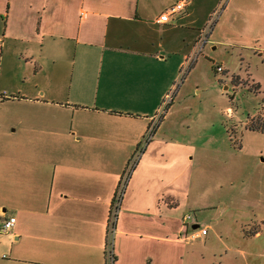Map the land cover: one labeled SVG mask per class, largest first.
I'll use <instances>...</instances> for the list:
<instances>
[{
	"label": "crops",
	"instance_id": "0c3cea01",
	"mask_svg": "<svg viewBox=\"0 0 264 264\" xmlns=\"http://www.w3.org/2000/svg\"><path fill=\"white\" fill-rule=\"evenodd\" d=\"M175 1L0 0V227L15 218L0 232V264H107L108 244L113 264L204 260L199 252L191 261L184 238L185 227H200L184 221L199 211L190 200L195 146L169 124L174 87L196 69L217 12L204 45L212 38L211 50L264 65V0H191L157 24ZM172 91L110 227L122 159Z\"/></svg>",
	"mask_w": 264,
	"mask_h": 264
},
{
	"label": "rangeland",
	"instance_id": "374dc122",
	"mask_svg": "<svg viewBox=\"0 0 264 264\" xmlns=\"http://www.w3.org/2000/svg\"><path fill=\"white\" fill-rule=\"evenodd\" d=\"M218 19L219 12L210 17L205 35ZM211 39L197 55L196 69L188 77L183 74L175 85L170 114L177 138L195 146L190 204L199 211L186 214L200 227L206 226L185 227L184 238L201 235L200 230L208 232L187 241L194 251L192 262L202 252L201 264H264V133L245 127L249 117H264V65L250 58L248 66L239 60L237 50L226 46L211 50ZM216 67L229 72L222 68L217 73ZM248 71L262 82L260 90ZM231 72L239 74L228 75ZM169 103L163 104L154 125ZM145 139L146 135L141 143ZM136 159H122L121 176L131 172ZM217 201L226 206L204 210Z\"/></svg>",
	"mask_w": 264,
	"mask_h": 264
},
{
	"label": "built area",
	"instance_id": "2783aa9c",
	"mask_svg": "<svg viewBox=\"0 0 264 264\" xmlns=\"http://www.w3.org/2000/svg\"><path fill=\"white\" fill-rule=\"evenodd\" d=\"M190 1L191 0H176L173 5H171L168 8H166L158 16V18L156 19V23L157 24H161V25L170 23L171 17L181 14L184 11V9L186 8V6L189 4ZM204 39H205V37H204ZM205 42H206V39L203 40V38H201L199 47L204 45ZM200 50H199L198 53H200ZM216 71H217V73H222L223 72L221 67H216ZM171 99H172V95L170 93L169 95L166 96L165 103L170 102ZM154 122H155V120L152 121V123L149 125V128H148V130H147V132L145 134L146 135V139H145L144 142L139 144L134 157L138 158L139 154L145 148L146 144L152 139V136H153V133H154V130H155V126H156V125H154ZM128 174L129 173L124 175L123 179L121 180V183L118 185L117 192H116L115 197L113 199V203L111 205V211H110V215H109V226L110 227H112L114 219H115V217H116V215L118 213V210H119V207H120L121 198H122V195H123V189H124ZM189 220H190V216L189 215L184 217V221L185 222L186 221L189 222ZM14 224H15V218L6 219L2 223V225L0 227V232L3 233V234L9 233L10 230L14 227ZM200 232H201V235H204L206 233L205 230H200ZM196 238H198V235L193 233L186 240H194ZM105 256H106V263L107 264H113L114 258H113V251H112L111 244L107 245V248H106V251H105Z\"/></svg>",
	"mask_w": 264,
	"mask_h": 264
},
{
	"label": "trees",
	"instance_id": "16d2710c",
	"mask_svg": "<svg viewBox=\"0 0 264 264\" xmlns=\"http://www.w3.org/2000/svg\"><path fill=\"white\" fill-rule=\"evenodd\" d=\"M255 88L260 90L258 84H256ZM245 127L249 131L264 133V117H260L259 115L255 117H249Z\"/></svg>",
	"mask_w": 264,
	"mask_h": 264
},
{
	"label": "water",
	"instance_id": "95a60500",
	"mask_svg": "<svg viewBox=\"0 0 264 264\" xmlns=\"http://www.w3.org/2000/svg\"><path fill=\"white\" fill-rule=\"evenodd\" d=\"M191 229L192 230H196L197 229V226H192Z\"/></svg>",
	"mask_w": 264,
	"mask_h": 264
}]
</instances>
